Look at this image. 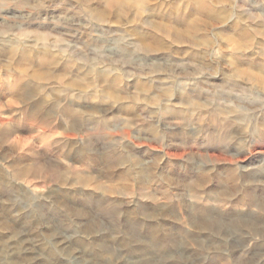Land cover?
Instances as JSON below:
<instances>
[{
	"label": "clouds",
	"instance_id": "clouds-1",
	"mask_svg": "<svg viewBox=\"0 0 264 264\" xmlns=\"http://www.w3.org/2000/svg\"><path fill=\"white\" fill-rule=\"evenodd\" d=\"M0 264H264V0H0Z\"/></svg>",
	"mask_w": 264,
	"mask_h": 264
}]
</instances>
